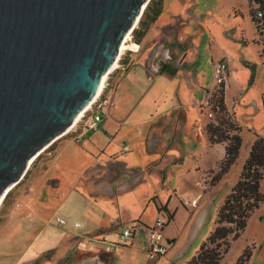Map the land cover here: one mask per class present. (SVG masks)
<instances>
[{"label": "crops", "instance_id": "obj_1", "mask_svg": "<svg viewBox=\"0 0 264 264\" xmlns=\"http://www.w3.org/2000/svg\"><path fill=\"white\" fill-rule=\"evenodd\" d=\"M212 8L201 0H163L162 13L137 42L140 49L126 56L125 61L132 56L128 70L115 76L116 104L100 124L104 132L97 130L111 138L61 144L47 171L59 183L43 185L37 200H30L25 207L27 216L20 226L21 262L43 256L45 264H138L140 254L147 255L148 228L164 213L162 208L167 210L166 216L173 215L165 231L171 246L157 260L147 255L150 261L146 264L185 262L182 256L191 241L177 253L173 250L190 228L199 198L215 183L205 182L206 176L210 172L216 175L226 150L225 143H212L206 131L211 120L205 102L216 84L206 80L197 58L200 34L204 29L213 31L214 26L207 21L215 15ZM250 18L255 26L251 9ZM193 23L198 26L195 32L191 31ZM223 28V37L232 42L227 34L235 37L233 29ZM215 39L213 35L211 46ZM241 39L245 48L254 44L262 53L256 26L251 36L242 30ZM226 57L230 78L225 101L237 118L235 101L244 90L242 86L232 89L236 84L231 64L234 55L228 49L221 50L212 57L210 71L216 61ZM259 59L264 62V55ZM243 63L251 66L253 81L257 64L245 57ZM231 89L234 93L229 100ZM144 122L147 131L138 134L136 128ZM195 177L199 190L191 192L183 183ZM57 210L70 212L73 220L60 224L58 218L68 215L62 212L55 217ZM126 226H135L130 243L117 245L112 251L106 250V244L88 245L83 237L114 241Z\"/></svg>", "mask_w": 264, "mask_h": 264}, {"label": "water", "instance_id": "obj_2", "mask_svg": "<svg viewBox=\"0 0 264 264\" xmlns=\"http://www.w3.org/2000/svg\"><path fill=\"white\" fill-rule=\"evenodd\" d=\"M151 0H0V199L99 92Z\"/></svg>", "mask_w": 264, "mask_h": 264}, {"label": "rangeland", "instance_id": "obj_3", "mask_svg": "<svg viewBox=\"0 0 264 264\" xmlns=\"http://www.w3.org/2000/svg\"><path fill=\"white\" fill-rule=\"evenodd\" d=\"M201 1L210 3L213 6L212 9L215 11V15L214 17H212L213 15H210L209 18L207 17L208 23L214 26L212 27V32H209L207 29H204L205 32H203V29L200 30L199 28V32H203L198 39L199 45L197 50L199 51V56H197V58L199 61V68L203 70L206 80L212 84L213 80H215L213 72L210 71L212 57H216L217 53L219 54L221 50L225 49H228L230 53L234 55V61L231 64L233 71L236 73L234 76L236 84L232 89L236 90L238 87L242 86L244 90L242 96L235 101L237 104V121H239L236 124L240 125L241 130L229 128L228 125H223L222 128L229 129L233 133H239L242 145L239 156L229 171L215 181L211 188L206 189L199 198V205H196L198 208L191 226L181 237L179 244H177L173 250V253H177L179 250L186 248L188 246L186 245L187 242L191 241L187 253L182 256L185 260L183 264L193 258L202 244L210 236L217 220L218 210L224 203L228 194L237 184L248 157L249 150L256 140V137L258 135L264 137V62H260L259 59L260 56L263 57V54L258 53V49L254 44H250L245 48L243 40L241 39L242 30L245 31L247 36H251L255 32V26L250 18L249 4L247 0ZM223 27L233 29L232 33L236 34L235 37H233L231 32L227 34L231 37L230 39L233 40L232 42L223 37ZM196 29L198 30V26L196 23H193L191 31L195 32ZM213 35L217 40L215 39L214 44L211 46L210 39ZM130 42H135L134 38ZM135 43L138 44L137 42ZM130 53L131 52H129L128 55H130ZM243 57L257 64V72H255L253 81H251V66H247L243 63ZM130 58L132 60V56H130ZM131 60L129 59L127 61L129 62ZM115 79L117 78L114 77L112 79L114 83L117 82ZM158 85L160 86V83ZM225 87L226 86L222 89L226 90ZM222 89L215 88L212 90L208 98L211 103H217ZM232 89L229 94V100H231V96L234 93ZM209 111V108L206 107L205 112L208 118L217 123L216 120H218L219 114L215 112L214 117H209ZM233 112V109H229V113L234 118ZM102 126L103 124L100 126V130L104 132ZM138 128L139 131L136 130L138 134H145L148 128L147 123L144 122V124L141 126L139 125L136 129ZM106 137L111 138V136L98 131H84L83 127L78 126L64 136L58 137V139L34 161L22 181L17 185L15 184L16 186L13 187L7 198L5 197L6 200L0 206V264H45V258L43 256L40 257V259L34 258L26 262H21L20 226L22 218L27 216L25 207L30 200H37L38 189L43 185L48 186L59 183L57 179L54 180L51 177L52 174L48 173L47 175V171L51 168L57 149L61 144L67 140L74 141L77 144H83L84 140H106ZM117 140L127 139L118 137ZM45 174L46 176H44ZM214 175V172H210L206 176L207 181L205 182L210 181L212 183V177ZM197 179V177L188 179V181H184L183 186L191 192L198 191L199 187L196 186ZM193 203H197V201ZM62 212L64 211L57 210V214L55 213L54 216L56 217L58 214H62ZM152 212L151 209L150 215H152ZM65 215H68L65 218L68 222L73 220V217L70 216V212ZM198 224H200V226H198ZM194 233H196L195 236L192 235ZM142 237L145 240L147 238L144 235ZM246 250L252 253L248 264H264V202L261 204L260 208L255 210L251 215L246 228L240 236L237 239L231 240L230 247L220 264H235ZM146 256L147 255L141 253L138 264H146L147 260H149ZM178 259L181 258L179 257Z\"/></svg>", "mask_w": 264, "mask_h": 264}, {"label": "trees", "instance_id": "obj_4", "mask_svg": "<svg viewBox=\"0 0 264 264\" xmlns=\"http://www.w3.org/2000/svg\"><path fill=\"white\" fill-rule=\"evenodd\" d=\"M162 11L163 0H151L149 2L139 21L140 28H135L133 31L135 42L140 43L149 25L156 21ZM251 15L253 18L252 10ZM215 105V112L219 114L218 120H216L217 123L209 122L206 126V131L212 143H225L226 150L220 169L213 176L212 182L217 181L229 171L237 160L242 145L239 133H233L229 129L222 128L223 125H228L229 128L241 130L240 125L236 124L238 122L236 113L233 112L234 118L229 113V108L225 102V90L222 89ZM263 181L264 137L258 135L245 161L237 184L218 210L213 231L193 258L185 264H220L230 247L231 240L240 236L246 228L251 215L264 202ZM162 210L167 212L166 209L162 208ZM168 217L172 220L173 215L169 213ZM251 256V251L246 250L235 264H248Z\"/></svg>", "mask_w": 264, "mask_h": 264}, {"label": "built area", "instance_id": "obj_5", "mask_svg": "<svg viewBox=\"0 0 264 264\" xmlns=\"http://www.w3.org/2000/svg\"><path fill=\"white\" fill-rule=\"evenodd\" d=\"M249 4L250 9L253 12V21L256 26L258 41L262 48V54L264 55V0H249ZM133 38L134 35L133 32H131V35L127 41L130 42L133 40ZM139 49L140 47L136 51H138ZM129 52H134V50L132 48H128L124 51L120 59H118L117 66L109 73L102 91L86 107V111L84 112L83 116L72 129L78 126L83 127L84 131H97L100 129V124L104 116L107 115L110 109L113 108L116 104L115 96L118 84L117 82L114 83L112 79L119 72H125L128 70L131 62L129 63L128 61H125V59ZM213 74L215 77L216 88H222L223 86H226L230 78V66L228 57L216 61L213 64ZM205 106L210 110L208 113L209 117H214V108L216 105L207 100L205 102ZM125 149L128 150V147H125ZM24 176L22 177V179L24 178ZM22 179L17 183H20ZM58 221L60 222V224L67 223V220L65 218H58ZM169 221L170 219L168 216H166L165 212L160 213L157 216L154 224L148 228L147 255L151 260L159 259L161 256L167 253L168 249L171 246V243L167 239L165 234L166 227ZM75 226L80 228L82 227V224L80 222H75ZM134 232L135 226H126L119 233L118 238L114 241L107 240L106 238L101 239L90 235H86L84 236V238H86V243L88 245L102 243L106 244L107 251H112L117 245L129 244L134 235Z\"/></svg>", "mask_w": 264, "mask_h": 264}, {"label": "bare ground", "instance_id": "obj_6", "mask_svg": "<svg viewBox=\"0 0 264 264\" xmlns=\"http://www.w3.org/2000/svg\"><path fill=\"white\" fill-rule=\"evenodd\" d=\"M130 35H131V33H129L127 36H126V38L124 39V41L122 42V44H121V46H120V53H119V57H118V59H120V57L122 56V54L124 53V51L126 50V49H128V48H132L134 51H136L138 48H139V46H138V44H136L135 42H128L127 40H128V38L130 37ZM128 42V43H127ZM118 59H117V61L115 62V64L113 65V67L111 68V70L109 71V73L117 66V64H118ZM109 73L108 74H106L104 77H103V79H102V83H101V86H100V89H99V92L97 93V95L96 96H98V94L102 91V89H103V87H104V84H105V82H106V80H107V78H108V75H109ZM86 111V109H84L83 111H81L80 112V114L78 115V117L76 118V120H75V122L73 123V125L68 129V131L66 132V133H64L63 134V136L65 135V134H67L68 132H70L71 130H72V128L75 126V124L81 119V117L83 116V114H84V112ZM61 137V136H60ZM58 139V138H57ZM56 141V140H55ZM54 141V142H55ZM53 142V143H54ZM50 145H52V144H49V145H47L46 147H44L39 153H38V155L37 156H35L32 160H31V162H30V165H29V168H30V166L34 163V161L44 152V150H46L47 148H49L50 147ZM29 170V169H28ZM16 185L18 184V183H15ZM15 184H13L5 193H4V195L2 196V198L0 199V206H1V204L4 202V200H5V197L8 195V193L13 189V187H15L16 185Z\"/></svg>", "mask_w": 264, "mask_h": 264}]
</instances>
